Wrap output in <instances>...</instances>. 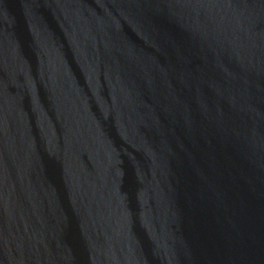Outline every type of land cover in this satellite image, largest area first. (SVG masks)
<instances>
[{"label": "water", "instance_id": "1", "mask_svg": "<svg viewBox=\"0 0 264 264\" xmlns=\"http://www.w3.org/2000/svg\"><path fill=\"white\" fill-rule=\"evenodd\" d=\"M0 264H264V0H0Z\"/></svg>", "mask_w": 264, "mask_h": 264}]
</instances>
